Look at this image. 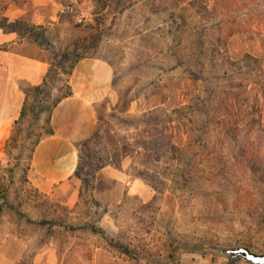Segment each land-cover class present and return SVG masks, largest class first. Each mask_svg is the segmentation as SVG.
Masks as SVG:
<instances>
[{
	"label": "rangeland",
	"instance_id": "rangeland-1",
	"mask_svg": "<svg viewBox=\"0 0 264 264\" xmlns=\"http://www.w3.org/2000/svg\"><path fill=\"white\" fill-rule=\"evenodd\" d=\"M67 3L85 21L59 9L40 30L56 69L0 142V221H17L33 248L54 241L67 264H252L224 250L264 252V17L229 33L215 0ZM80 55L111 62L113 95L82 149L91 183L79 178L86 192L69 205L35 191L27 171Z\"/></svg>",
	"mask_w": 264,
	"mask_h": 264
},
{
	"label": "crops",
	"instance_id": "crops-1",
	"mask_svg": "<svg viewBox=\"0 0 264 264\" xmlns=\"http://www.w3.org/2000/svg\"><path fill=\"white\" fill-rule=\"evenodd\" d=\"M63 1L0 0V19H24L31 24L54 26L60 23ZM45 52L33 37L6 31L0 25V142L9 136L26 90L46 77L51 62ZM113 77L109 60L98 55L77 57L67 78L72 92L51 109L53 132L42 136L31 152L27 182L35 191L59 197L69 205L77 201L80 179L75 170L80 146L98 127L99 108L113 95ZM129 184L131 190V180ZM140 187L137 189L141 193ZM20 227L15 220L1 219L0 264H67L66 253L58 252L54 241L47 240L41 247L33 248L36 237L24 233Z\"/></svg>",
	"mask_w": 264,
	"mask_h": 264
},
{
	"label": "trees",
	"instance_id": "trees-1",
	"mask_svg": "<svg viewBox=\"0 0 264 264\" xmlns=\"http://www.w3.org/2000/svg\"><path fill=\"white\" fill-rule=\"evenodd\" d=\"M215 4H219L220 7H223L224 9H226L225 12L226 13V17L227 20H231L230 22L233 23L230 28V32L229 33H233L234 31L237 30H241V29H249L251 28V22L253 21L254 18L256 17H264V0H215ZM231 11V12H229ZM241 13L240 16V23L236 24L235 21L237 20L238 15L236 14L237 12ZM0 25L1 27L6 30V31H16L18 34L20 35H27L30 37H33V39L35 41H39V43L42 42V38H41V34H40V30L44 29V26L41 24H31L30 22L24 20V19H15L13 21H8L6 18H1L0 19ZM178 26H175V28H173L174 30L177 29ZM219 28V27H218ZM76 58L73 60L72 64H71V68L73 67V64L75 62ZM56 67H53V64L51 62V66L47 72L46 77L44 78L43 82L32 86L31 88L26 90V96H25V101L22 105L21 111L19 116L17 117V119H15L13 127H12V132L11 134L6 138L7 142L9 139H11L12 135H14V128L17 127L18 130H16V133L19 132L20 126H21V122L24 120L25 116H26V109H30L33 108L35 106V103L37 100H35V98H37L38 95L42 94L44 92V87L47 81V77L50 74V72L52 70H55ZM71 70V69H70ZM70 72V71H69ZM64 90L63 92L57 96L49 106H47V110H46V128L43 131V133H41L40 135H38L36 137V139L34 140L33 143V148L35 146V144L39 141V139L47 134H51L53 132L51 126H50V113H51V109L52 107L62 98L65 97L69 94H71L72 90L71 87L69 85V83L67 82L66 79V83L64 86ZM32 95V100L30 101V96ZM39 102V100L37 101ZM16 136V135H15ZM92 138V136L90 137ZM88 138L85 142L82 143V147H81V152L79 153V162L77 165V168L75 170V175L77 177H79L83 184L84 187L85 185L89 186V184L91 183L90 181V175L93 176L94 171L92 173H90V171L86 174L82 173L83 170H85V168L90 169L91 165L89 164L90 162H86V160L83 158V150L84 149V145L86 143H88L89 139ZM32 148V150H33ZM88 166V167H87ZM84 188H80L79 190V195L82 196L84 193ZM86 192V191H85ZM52 223V222H50ZM55 224H59L56 222H53ZM64 227H68L71 229H76L78 227H82V226H70L69 224H65ZM122 248V251L128 255L131 256L132 251L129 250V248L125 247V246H120Z\"/></svg>",
	"mask_w": 264,
	"mask_h": 264
},
{
	"label": "water",
	"instance_id": "water-1",
	"mask_svg": "<svg viewBox=\"0 0 264 264\" xmlns=\"http://www.w3.org/2000/svg\"><path fill=\"white\" fill-rule=\"evenodd\" d=\"M231 254L232 257H242L252 264H264V252L251 250L247 246H238L224 250Z\"/></svg>",
	"mask_w": 264,
	"mask_h": 264
},
{
	"label": "built area",
	"instance_id": "built-area-1",
	"mask_svg": "<svg viewBox=\"0 0 264 264\" xmlns=\"http://www.w3.org/2000/svg\"><path fill=\"white\" fill-rule=\"evenodd\" d=\"M61 12L69 14L77 23L85 21V15L77 3H67L60 8Z\"/></svg>",
	"mask_w": 264,
	"mask_h": 264
}]
</instances>
